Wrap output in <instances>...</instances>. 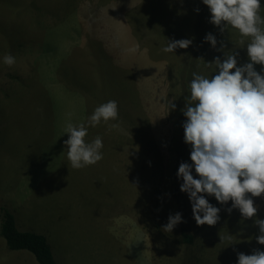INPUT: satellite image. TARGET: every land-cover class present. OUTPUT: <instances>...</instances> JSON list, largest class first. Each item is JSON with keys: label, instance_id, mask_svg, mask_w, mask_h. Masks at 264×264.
I'll return each instance as SVG.
<instances>
[{"label": "rangeland", "instance_id": "1", "mask_svg": "<svg viewBox=\"0 0 264 264\" xmlns=\"http://www.w3.org/2000/svg\"><path fill=\"white\" fill-rule=\"evenodd\" d=\"M209 17L201 0H0V57H15L0 62V230L5 208L20 231L47 238L57 264H236L237 253L264 251L254 223L264 219V193L245 194L257 208L250 218L203 194L219 209L209 226L195 223L179 190L178 166L191 164L181 109L192 72L203 68L197 59L222 60L223 41L237 66L248 62V38L221 33ZM179 39L192 43L161 51ZM109 99L120 130L88 125L85 140L100 136L103 158L73 169L65 124L85 123ZM177 212L181 222L164 232ZM184 226L191 245L180 242ZM0 264L38 262L0 235Z\"/></svg>", "mask_w": 264, "mask_h": 264}, {"label": "clouds", "instance_id": "2", "mask_svg": "<svg viewBox=\"0 0 264 264\" xmlns=\"http://www.w3.org/2000/svg\"><path fill=\"white\" fill-rule=\"evenodd\" d=\"M201 3L208 8L209 22L219 26L221 33L235 29L242 38H248L244 44L248 62L240 66L236 54L224 50L223 41L218 49L223 53L222 60L215 57L208 63L197 59L203 62V68L192 72L189 94L181 109L185 117L183 141L190 145L191 164L181 162L178 166L177 177L182 178L179 190L188 196L195 223L212 226L219 220V209L203 194L213 196L222 205L231 200L227 211L236 208L243 218H250L257 211L251 197L264 193V17L260 15V0H201ZM204 40L216 47L217 40L211 33ZM166 41L161 49L164 53L185 49L192 43L190 39ZM240 42L244 43L243 39ZM0 62L11 66L15 57L5 53ZM256 64L261 65L259 72L254 69ZM204 69L215 74L210 78L203 74ZM170 108H175L172 100ZM100 123L120 130L115 100L96 106L85 123L65 124L64 133L68 136L63 143L73 169L93 165L103 158L101 137L85 140L88 125L95 127ZM193 170L197 178L193 177ZM181 219L179 212L170 214L162 230L171 232ZM254 223L259 229L256 241L264 245V219H256ZM236 264H264V251L237 253Z\"/></svg>", "mask_w": 264, "mask_h": 264}, {"label": "trees", "instance_id": "3", "mask_svg": "<svg viewBox=\"0 0 264 264\" xmlns=\"http://www.w3.org/2000/svg\"><path fill=\"white\" fill-rule=\"evenodd\" d=\"M196 30L199 31L198 29ZM1 211L0 235L5 239L6 245L10 250H26L33 254L38 264H57L44 235L20 231L16 226L14 215L5 208L1 209ZM181 233L182 239L180 242L191 245L194 237L190 233L189 228L187 226L182 227Z\"/></svg>", "mask_w": 264, "mask_h": 264}]
</instances>
